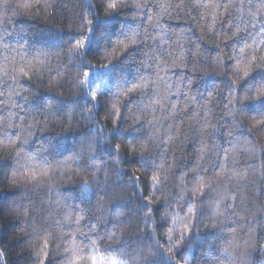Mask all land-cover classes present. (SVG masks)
<instances>
[{
  "label": "snow or ice",
  "instance_id": "snow-or-ice-1",
  "mask_svg": "<svg viewBox=\"0 0 264 264\" xmlns=\"http://www.w3.org/2000/svg\"><path fill=\"white\" fill-rule=\"evenodd\" d=\"M85 6L88 11L81 13L67 0L16 5L45 14L51 10L53 18L61 8L68 12L65 23H78L80 31L68 33L67 42L76 41L70 58L84 69L79 83L88 114L81 118L89 122L99 115L100 98L91 89L94 65H87L86 58H112L99 73L107 83L116 81V89L107 90L111 106L103 109L112 127L107 134L105 128L91 129L99 135L82 138L66 152L51 140H40L33 148V138L53 119L63 125L62 113L74 118L80 101L71 109L16 102L33 94L22 80L51 72V58L63 54L64 43L31 41L23 29L13 33L7 28L11 17L5 20L0 12L5 29L0 35V157L5 161L0 184L17 185L13 192L0 188V217L9 218L0 220V247L9 236L19 240L28 264H189L196 243L204 264H248L257 251L264 264V144L258 143L264 139V0H101L97 11L91 3ZM0 8L11 10L10 0H0ZM165 20L196 21L197 39L215 43L217 55L209 58L190 29L169 27ZM56 33L64 34L51 30L44 36ZM14 34L16 44L7 43L5 37ZM224 39L243 43L239 48L234 44L228 55L220 45ZM225 56L234 61V78L223 82V89L214 86L206 97L193 94L194 81L185 72L204 70L201 64L210 59L222 76ZM17 57L22 62L18 68ZM54 83L59 81L50 78L49 86ZM223 91L221 123L214 118L213 104L220 103L216 97ZM221 128L226 129L222 141ZM190 140L194 153L186 155ZM189 156L194 163L180 167L178 161ZM122 164L135 165L131 174ZM113 173L122 188L137 194L139 203L130 210L135 221L125 215L126 205L108 206ZM81 175L88 179L78 185V196L59 190ZM45 189L47 200L37 204L34 193ZM132 229L144 238L128 236ZM4 257L0 251V261Z\"/></svg>",
  "mask_w": 264,
  "mask_h": 264
},
{
  "label": "trees",
  "instance_id": "trees-1",
  "mask_svg": "<svg viewBox=\"0 0 264 264\" xmlns=\"http://www.w3.org/2000/svg\"><path fill=\"white\" fill-rule=\"evenodd\" d=\"M24 2V0H10V3L12 5L11 10L4 11L3 8H0V12H3L4 19L7 20L9 17H11L13 23L8 24L7 28L11 30L13 33H16L17 31L23 29L24 32L28 33V38L31 41H40L41 39H47L50 42L55 43L58 46H62L64 43V52L61 56L53 55L51 58V66L52 71L51 72H44V74L32 80L29 82L28 80H22V83L25 87L29 88L30 92L33 93L31 96H29L28 101H25L22 98H16V102L18 104H29L32 107H35L38 104L42 103H48L51 102L53 104H61V105H67L69 109L73 107L74 102L80 101L79 110L76 112L75 117L72 119H69V117L62 113L64 116V123L63 125L58 119H53L50 124L49 128L44 132H37L36 137H34V145L38 144L40 140H43L44 137L47 136H66L73 133H79L78 140L80 141L84 137H93L98 136L99 133H93L91 129L94 128H105L106 134L107 131H109L112 127L110 120H105L106 113L104 112V107L106 104H108V101L111 99V97L108 94V89L115 90L116 89V81L113 80L111 83H107L105 81V78L103 75H99V73H102L104 71L103 65L108 64L110 62V57H105L103 54L93 59L92 57L86 58V64L89 66H93L92 68V79L93 83L91 84L92 90L98 91V96L100 98V102L97 106V112H99V115L95 117V119L92 122L87 121L86 119H82V115L84 117L87 116V110L84 107L83 99H82V92L80 90V80H83V70L84 69H77L74 65L78 64V61L70 58V50L74 47L76 44V41L73 40L71 43H68V33L73 32H79L80 29L78 27V23H65L63 20V17L68 14L67 10H62L61 8H57L55 12V18H53L51 10H49V13L45 14L43 11L37 12L36 9L30 8V9H24V8H18L16 5L18 3ZM31 2V0H29ZM54 2L59 3V0H54ZM68 3L72 5V7L77 12H86L88 9L86 8V4L91 3L93 7V11H97L96 5H99L101 0H67ZM256 3V0H253V4ZM123 12H127L128 10H121ZM13 12L16 14L13 15ZM99 14L103 15L102 9L99 10ZM75 19V17H74ZM120 19H124V16L122 15ZM162 23H165L169 27H177L179 28H185L190 29V35L192 36L193 40H196L198 43H200L201 48L205 49L207 52L208 57H214L218 53V48L216 47L215 43L212 41H209L207 44H205L203 41L198 40L200 33L199 30L196 28V21H188V23L183 22H177L175 20H165L162 21ZM4 26L0 25V35L4 33ZM51 30H62L64 34L56 33L53 36H44V33L46 31ZM258 29H253V33H255ZM85 34H87L85 32ZM242 36H246V33H242ZM19 39L18 36L15 34L12 37H5V40L9 44H16V40ZM65 41V42H64ZM243 41L242 40H221L220 45L223 47L224 52L228 55L232 54V46L235 44L237 48L242 46ZM248 43H252V39L248 38ZM27 46V45H26ZM19 47V45H17ZM36 47H40V44L37 42ZM191 47V45H189ZM56 52H59L60 49H55ZM225 64L227 65V68H225L223 71L225 72L224 75H217L218 69L214 71L215 65L211 63V60L209 59L207 64H201V69L204 70H197L196 72H185L186 77H191L193 79V87H192V93L193 94H203V96H207V93L209 90H211L214 86L219 85L220 89L224 88L223 82H230V77L234 78L232 76V65L234 61L228 60L227 56L224 57ZM22 62L19 60V57H17V68L20 66ZM4 66L3 57L0 56V67ZM9 69L11 70V66L9 65ZM59 71L60 75L57 77L56 73ZM124 73L121 72V75ZM50 78L54 80H58L59 83H54L51 87L49 86V80ZM175 79V76L173 77ZM227 95L226 91H223L221 94H218L216 97V100L220 103H214L213 107L216 109L214 118L215 120L220 121L222 116V103H223V97ZM50 98V99H49ZM86 99L90 100V96L86 97ZM111 105L108 104V107ZM88 107H91V104L88 105ZM43 119V117H41ZM241 120L243 122V117H241ZM249 125L245 122V129H247ZM225 128L220 129V135L219 138L221 141L223 140V132L225 131ZM254 139H258L257 137H253ZM118 142V141H117ZM258 143L264 144V139H258ZM2 147V146H0ZM184 154L194 153V145L191 142H188L183 149ZM104 159H109L106 152L100 153ZM3 155H7L6 151L3 153ZM14 155V154H13ZM127 158V157H126ZM11 157H9V162H11ZM194 163V160L192 156H189L188 160L181 159L178 161V165L180 167H187L189 166V163ZM5 167V161L2 157H0V169H3ZM135 165L130 164H122L121 168L124 171H127L129 174L133 171ZM138 175H141L142 180L147 182V177L143 172L137 173ZM88 177L86 175H81L75 178V180L72 183L69 184H62L60 187V191L62 193L68 194L70 192L74 193L75 195H79V189L78 185L82 184L85 180H87ZM124 181L126 182L128 180V177L125 176ZM0 180H3V174L2 171H0ZM110 187L108 188V206L115 208L116 206H127L125 208V215L129 216L131 215L132 220L135 221L136 216L134 212L130 211L135 209L136 205L139 203V200L137 199V194L132 192L130 189L122 188L119 183V178L115 176L113 173V178L109 182ZM17 185H13L12 183H5L0 184V188H2L4 191L7 192H13L16 189ZM22 188V186H21ZM53 196L55 194L53 193ZM33 198L39 204L40 200H47L48 198V192L47 190H42L39 193H34ZM94 199V198H93ZM264 202V201H262ZM123 218V217H122ZM9 218L6 216L0 217V220H8ZM110 227V225H109ZM200 229L202 232H207L208 230L204 228V223H201ZM9 231H11V226H9ZM100 231H103V226H101ZM130 237H134L137 240H140L143 237L142 232H138L135 229H132L131 231L126 233ZM18 236L23 237L22 232L17 233ZM145 243H147V240H144ZM162 243L167 244V240H163ZM203 247H206V245H203ZM0 251L5 252L4 260L0 261V264H28V252L25 250L23 254H21V246L20 241L17 239L12 238L9 236L8 240L5 241V244L3 247H0ZM185 251H188V249H185ZM262 257L260 253L254 252L252 256L250 257L248 264H260ZM181 264H183V261H181ZM189 264H204V259L201 257V246L197 245L196 243L193 244V248L190 253V260Z\"/></svg>",
  "mask_w": 264,
  "mask_h": 264
},
{
  "label": "clouds",
  "instance_id": "clouds-1",
  "mask_svg": "<svg viewBox=\"0 0 264 264\" xmlns=\"http://www.w3.org/2000/svg\"><path fill=\"white\" fill-rule=\"evenodd\" d=\"M79 133H73L66 136H47L44 137L43 140L48 141L51 140L53 143L57 144L61 151H70L75 150L78 147L79 140H78Z\"/></svg>",
  "mask_w": 264,
  "mask_h": 264
}]
</instances>
